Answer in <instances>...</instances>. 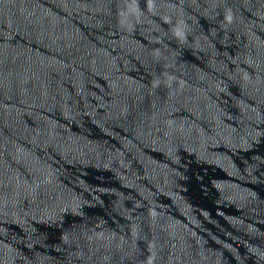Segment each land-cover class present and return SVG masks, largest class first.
I'll list each match as a JSON object with an SVG mask.
<instances>
[{"label": "water", "instance_id": "obj_1", "mask_svg": "<svg viewBox=\"0 0 264 264\" xmlns=\"http://www.w3.org/2000/svg\"><path fill=\"white\" fill-rule=\"evenodd\" d=\"M0 264H264V0H0Z\"/></svg>", "mask_w": 264, "mask_h": 264}]
</instances>
